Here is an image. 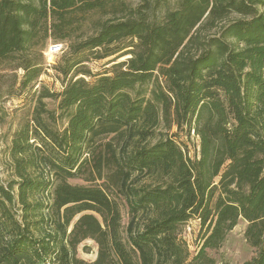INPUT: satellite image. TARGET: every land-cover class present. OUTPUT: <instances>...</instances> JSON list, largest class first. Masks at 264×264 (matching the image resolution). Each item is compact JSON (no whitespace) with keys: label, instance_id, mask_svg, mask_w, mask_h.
Returning <instances> with one entry per match:
<instances>
[{"label":"trees","instance_id":"16d2710c","mask_svg":"<svg viewBox=\"0 0 264 264\" xmlns=\"http://www.w3.org/2000/svg\"><path fill=\"white\" fill-rule=\"evenodd\" d=\"M50 39L69 49L63 90L12 139L0 264H87V240L89 264H217L241 219L243 264H264V0H0V80H38Z\"/></svg>","mask_w":264,"mask_h":264},{"label":"rangeland","instance_id":"374dc122","mask_svg":"<svg viewBox=\"0 0 264 264\" xmlns=\"http://www.w3.org/2000/svg\"><path fill=\"white\" fill-rule=\"evenodd\" d=\"M134 6L140 3V0H128ZM68 46L63 43H58L52 39L48 40L43 51V72L38 80L34 81L27 89L22 90L20 81L24 75L23 70L16 72H4L9 75L2 80V98L0 100V179L6 183L11 177V160L8 151L12 144V139L22 126L28 121L32 120V114L36 100L42 91L46 88L51 92H61L63 90V83L61 75L58 74L55 67L61 61L64 55L68 53ZM115 57H110L102 61H90L87 63L88 67L93 73H101L105 69L125 59H119L117 62H111ZM18 84H16V82ZM14 86L12 93L7 95L6 88ZM48 109L57 111V102L51 99L45 100ZM66 121H63L65 125ZM31 125L32 122H31ZM197 140L193 139L191 145V155H193V145H196ZM73 184H85L81 180H70ZM126 215V210L123 212ZM124 222H127L125 217ZM248 222L241 219L238 225L228 234L223 245L210 252L211 257L216 260L217 264H243L251 260L256 255V249L253 248L245 238V231ZM181 237L188 246L192 256H195L202 240L200 221L191 220L189 224L185 225L181 232ZM98 245L92 241L87 240L78 247V258L89 264L94 262L98 257Z\"/></svg>","mask_w":264,"mask_h":264}]
</instances>
